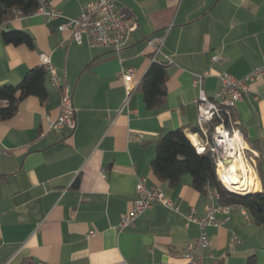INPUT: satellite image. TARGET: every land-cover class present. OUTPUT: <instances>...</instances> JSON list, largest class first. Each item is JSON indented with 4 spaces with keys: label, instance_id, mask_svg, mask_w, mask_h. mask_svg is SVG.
<instances>
[{
    "label": "crops",
    "instance_id": "crops-1",
    "mask_svg": "<svg viewBox=\"0 0 264 264\" xmlns=\"http://www.w3.org/2000/svg\"><path fill=\"white\" fill-rule=\"evenodd\" d=\"M95 0H47L48 8L77 18ZM119 16L136 29L115 52L86 43L64 44L63 19L35 13L0 26V86L18 85L46 53L60 78L72 88L77 110L74 132H49L60 113V93L47 80L49 99L21 102L18 113L0 122V264H158L185 262L187 245L199 235L186 216L206 213L209 199L187 174L176 187L154 175L156 140L197 127L196 76L209 97L227 72L244 78L264 65V0H117ZM3 30H20L35 39L34 49L6 44ZM164 38L161 52L149 45ZM222 56L221 63L213 62ZM154 61L168 63L164 104L149 110L142 79ZM133 70L134 92L127 102L122 71ZM237 104L236 116L257 192L264 190V76ZM255 95L258 100H255ZM143 134V138L137 136ZM244 161V160H243ZM245 163V162H244ZM249 166V165H248ZM140 178L159 185L179 206L173 212L157 203L134 226L118 225L134 206ZM220 206L218 199L215 201ZM239 208L219 212L210 227L211 245L197 264H264V226ZM237 236L241 243L233 245Z\"/></svg>",
    "mask_w": 264,
    "mask_h": 264
},
{
    "label": "built area",
    "instance_id": "built-area-1",
    "mask_svg": "<svg viewBox=\"0 0 264 264\" xmlns=\"http://www.w3.org/2000/svg\"><path fill=\"white\" fill-rule=\"evenodd\" d=\"M39 2L40 6L35 13L42 14L48 21L64 20L59 26L61 32L69 33L68 39L64 44L75 42L78 45H83L86 43L92 48L105 47L119 53L124 48L129 35L137 27L134 21L123 20L119 16L117 0H95L83 6L77 18H65L61 11L55 8L49 9L47 0H39ZM13 14L15 19L26 17L20 10H13ZM163 44L164 38L149 40V45L155 49V55L161 52ZM40 59L42 65L48 71L50 85L60 93V113L57 119L49 122L48 131L62 133L69 130L74 132L77 128V110L73 103L72 88L58 76L48 54L42 53ZM212 60L216 63L224 61L223 57L218 55L214 56ZM133 76V70L121 72V77L126 84L127 102L134 92ZM263 76L264 65L253 68L244 78H236L227 72H223L220 75V88L214 97H209L204 90L203 76H196L193 80L194 86L199 89V95L196 100L198 131L189 134L194 135L196 141L190 139L189 135L188 137L198 154L211 155L216 165L217 174L220 165L228 166L230 164L229 150L231 142L234 141L237 134H239L242 142L245 143L240 123L235 119L237 104L251 94V84L259 81ZM254 99L258 100V96L255 95ZM6 104L7 101H0V108ZM137 138L142 139L143 134H139ZM198 148H203L204 150L200 152ZM245 151L247 150L243 148L242 155L244 158ZM251 153L250 160L254 161L256 153ZM206 195L209 199V204L205 215L198 217L195 210L192 209L186 216V226L192 223L197 224L199 235L196 240L187 245L184 252L185 262L181 264H197L200 251L211 245L208 229L219 226L220 222L217 218V213L223 211L229 213L232 208H239L247 215V210L239 205L217 206L215 201L219 200V192L210 185L206 187ZM133 201V209L122 218L118 225L120 231L134 226L137 218L157 203L166 206L173 212H179L180 210L176 202L164 192L161 186L149 184L146 178L139 179ZM240 243L239 238L234 236L232 244L235 246ZM118 264L127 263L120 262ZM158 264L172 263L160 262Z\"/></svg>",
    "mask_w": 264,
    "mask_h": 264
},
{
    "label": "trees",
    "instance_id": "trees-1",
    "mask_svg": "<svg viewBox=\"0 0 264 264\" xmlns=\"http://www.w3.org/2000/svg\"><path fill=\"white\" fill-rule=\"evenodd\" d=\"M39 6V0H0V26L13 19V10H20L26 16H31ZM1 34L6 44L25 45L29 49L35 47V39L28 32L3 30ZM48 77V71L41 65L31 69L18 85L0 86V101H7V104L0 108V122L12 119L18 113L21 102L29 97H36L45 103L50 97ZM168 77V64L164 62L154 61L145 73L141 87L149 110H156L164 104ZM197 131V127L192 129V133ZM155 143L157 155L151 165L159 181L176 187L183 182L185 175L190 174L195 189L206 194L207 185L216 188L221 205L242 206L249 212L255 224L264 226V190L246 196L227 190L217 176L211 155L198 154L183 128L170 131L159 137ZM248 264H255V259L249 258Z\"/></svg>",
    "mask_w": 264,
    "mask_h": 264
},
{
    "label": "bare ground",
    "instance_id": "bare-ground-1",
    "mask_svg": "<svg viewBox=\"0 0 264 264\" xmlns=\"http://www.w3.org/2000/svg\"><path fill=\"white\" fill-rule=\"evenodd\" d=\"M190 136H194V135H189V137ZM194 141H196V139ZM243 144L244 142H242V145ZM243 148L244 146L241 147L237 145L235 139L234 141L231 142V147L229 150V159L231 161L228 166L220 165L218 171L219 179L226 186V188L233 193H238V194L256 193L257 177L255 176L253 170L249 168L242 159ZM232 168H235L236 170L234 173V175L236 176V180L230 181L229 184L226 185L220 177L233 174L230 171Z\"/></svg>",
    "mask_w": 264,
    "mask_h": 264
},
{
    "label": "clouds",
    "instance_id": "clouds-1",
    "mask_svg": "<svg viewBox=\"0 0 264 264\" xmlns=\"http://www.w3.org/2000/svg\"><path fill=\"white\" fill-rule=\"evenodd\" d=\"M190 139H192L194 141L196 138L194 136H190ZM235 142L237 143V145L243 146L239 134L236 135ZM203 150H204L203 148H198V151H200V152H202ZM230 171L233 174L220 177L226 185H228L230 181L236 180V176L234 175V173L236 171L235 168H232Z\"/></svg>",
    "mask_w": 264,
    "mask_h": 264
},
{
    "label": "rangeland",
    "instance_id": "rangeland-1",
    "mask_svg": "<svg viewBox=\"0 0 264 264\" xmlns=\"http://www.w3.org/2000/svg\"><path fill=\"white\" fill-rule=\"evenodd\" d=\"M243 146H244V148H247L246 147V145H245V143L243 144ZM245 158H246V161H245ZM245 158L243 157V155H242V159L244 160V162H245V164L248 166V167H250V165H251V160H250V156H248L247 154H246V151H245ZM217 176H218V174H217ZM218 178H219V176H218ZM220 180V179H219ZM221 181V180H220ZM222 183V182H221ZM223 184V183H222ZM224 185V184H223ZM225 186V185H224ZM225 188H226V186H225Z\"/></svg>",
    "mask_w": 264,
    "mask_h": 264
},
{
    "label": "water",
    "instance_id": "water-1",
    "mask_svg": "<svg viewBox=\"0 0 264 264\" xmlns=\"http://www.w3.org/2000/svg\"><path fill=\"white\" fill-rule=\"evenodd\" d=\"M227 189V188H226ZM228 190V189H227ZM230 191V190H229ZM231 192V191H230ZM233 193V192H231ZM234 194H237V195H241V196H246V195H250V194H254V193H248V194H238V193H234Z\"/></svg>",
    "mask_w": 264,
    "mask_h": 264
}]
</instances>
